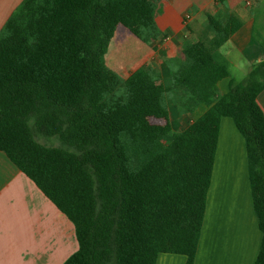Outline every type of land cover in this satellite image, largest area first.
<instances>
[{"label":"trees","instance_id":"trees-1","mask_svg":"<svg viewBox=\"0 0 264 264\" xmlns=\"http://www.w3.org/2000/svg\"><path fill=\"white\" fill-rule=\"evenodd\" d=\"M155 10L153 0H23L0 31V150L75 224L79 249L64 264H156L163 252L195 264L222 119L232 118L262 232L255 264H264V60L219 98L229 73L204 42L185 48L168 87L151 68L123 80L106 62L110 43L119 26L158 38ZM211 22L225 38L241 26ZM169 92L189 112L207 108L153 153L173 129ZM138 135L148 148L137 169Z\"/></svg>","mask_w":264,"mask_h":264},{"label":"crops","instance_id":"crops-1","mask_svg":"<svg viewBox=\"0 0 264 264\" xmlns=\"http://www.w3.org/2000/svg\"><path fill=\"white\" fill-rule=\"evenodd\" d=\"M22 1L0 0V31ZM153 2L158 38L144 41L134 35L116 54L105 55L121 78L151 68L159 81L170 84L172 73L185 59V48L204 42L229 73L218 84L225 94L231 80H247L254 65L264 60V0ZM211 18L224 29L236 22L241 26L225 38ZM258 102L264 110V90ZM228 118L222 119L195 264H255L261 246L245 140ZM78 249L75 224L0 150V264H64ZM186 262L184 254L163 252L156 264Z\"/></svg>","mask_w":264,"mask_h":264},{"label":"rangeland","instance_id":"rangeland-1","mask_svg":"<svg viewBox=\"0 0 264 264\" xmlns=\"http://www.w3.org/2000/svg\"><path fill=\"white\" fill-rule=\"evenodd\" d=\"M134 34L128 30V28L124 27V26H119L117 29V33L114 37V39L112 40L110 47L108 48L109 53L111 54L112 52H114V54L117 53V51L119 49H121V47H123L130 39L131 37H133ZM119 46V47H118ZM115 48V49H114ZM107 51V52H108ZM107 54V53H106ZM123 80H125V78H122ZM167 79V78H166ZM163 84V86L168 87L169 86V81H159ZM223 95L222 91L220 90V88L218 87V90L215 93V97L219 98ZM168 99H169V103H170V120L172 123V130L171 132L162 140H158L157 138L154 139V145H153V153L155 152H160L162 151L165 147H167L171 141H172V135L174 132H179L184 130L186 127H188V125L192 122V120L195 119V117L197 116V113L199 112H203V110H205L207 108L206 105H200L199 107H197V113L194 112H189L187 110H185L184 108H182L181 106H179V104H177V95L175 93H168ZM231 119V118H228ZM148 121L150 122V124L153 125H165L167 123L166 119H160V118H156V117H148ZM142 130H144L142 128ZM138 144L137 146V150L139 153V156L142 152L143 149H147V143H146V139L142 136L138 135ZM42 142H46V140H42ZM55 145H58L59 142L54 141ZM138 156V157H139ZM145 157L144 160H142V157ZM149 156V154H148ZM138 157H134L132 158L131 162H130V166L132 168H140L145 162H146V152H144L139 158ZM151 157V156H150Z\"/></svg>","mask_w":264,"mask_h":264}]
</instances>
